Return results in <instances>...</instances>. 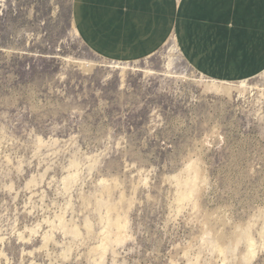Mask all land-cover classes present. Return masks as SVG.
Listing matches in <instances>:
<instances>
[{"label": "rangeland", "instance_id": "374dc122", "mask_svg": "<svg viewBox=\"0 0 264 264\" xmlns=\"http://www.w3.org/2000/svg\"><path fill=\"white\" fill-rule=\"evenodd\" d=\"M74 1L0 0V264H264V72L105 60Z\"/></svg>", "mask_w": 264, "mask_h": 264}, {"label": "crops", "instance_id": "0c3cea01", "mask_svg": "<svg viewBox=\"0 0 264 264\" xmlns=\"http://www.w3.org/2000/svg\"><path fill=\"white\" fill-rule=\"evenodd\" d=\"M73 25L97 55L137 62L174 41L209 79L264 72V0H75Z\"/></svg>", "mask_w": 264, "mask_h": 264}, {"label": "bare ground", "instance_id": "6f19581e", "mask_svg": "<svg viewBox=\"0 0 264 264\" xmlns=\"http://www.w3.org/2000/svg\"><path fill=\"white\" fill-rule=\"evenodd\" d=\"M118 64H120L121 65V62H118ZM118 67V66H117ZM168 69L169 70H171L172 69V63H169V66H168ZM247 82H242L241 84H242V86L243 87H245V86H247V84H246Z\"/></svg>", "mask_w": 264, "mask_h": 264}]
</instances>
